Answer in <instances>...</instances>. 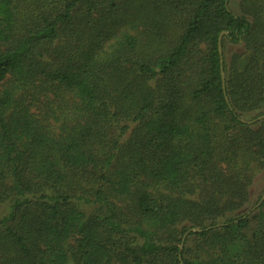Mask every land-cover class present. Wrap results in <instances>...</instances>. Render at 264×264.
<instances>
[{
    "label": "trees",
    "instance_id": "obj_1",
    "mask_svg": "<svg viewBox=\"0 0 264 264\" xmlns=\"http://www.w3.org/2000/svg\"><path fill=\"white\" fill-rule=\"evenodd\" d=\"M245 4L253 22L229 0H0V264H264Z\"/></svg>",
    "mask_w": 264,
    "mask_h": 264
},
{
    "label": "rangeland",
    "instance_id": "obj_2",
    "mask_svg": "<svg viewBox=\"0 0 264 264\" xmlns=\"http://www.w3.org/2000/svg\"><path fill=\"white\" fill-rule=\"evenodd\" d=\"M229 6L233 12L236 14H245L247 13L248 19L250 21H254V16L252 14H249L245 0H229ZM244 51V45L243 43L238 44V43H232V42H227V57L230 58L231 54L234 52H242ZM35 107L33 108V111L39 116L43 117L44 116V107L42 104H36L34 105ZM264 187V176L261 174L257 177V179L254 181L251 190H252V203H254L257 200V197L260 195ZM86 204L82 203V206H85ZM87 207V205L85 206ZM195 229V228H193Z\"/></svg>",
    "mask_w": 264,
    "mask_h": 264
},
{
    "label": "water",
    "instance_id": "obj_3",
    "mask_svg": "<svg viewBox=\"0 0 264 264\" xmlns=\"http://www.w3.org/2000/svg\"><path fill=\"white\" fill-rule=\"evenodd\" d=\"M224 34H226V32L224 31L223 33H221V35H220V37H219V51H220V54H221V56L223 55V46H222V37H223V35ZM223 58L221 59V62L223 63ZM222 77H223V81L225 80V73H224V71H223V67H222ZM261 119H264V114L263 115H260L256 120H261ZM250 123H252V122H254V121H249ZM264 200V195H263V197H262V201ZM261 201V202H262ZM260 204V202L258 203V205ZM257 205V206H258ZM192 230H194V231H196L197 229L195 228V229H192Z\"/></svg>",
    "mask_w": 264,
    "mask_h": 264
}]
</instances>
